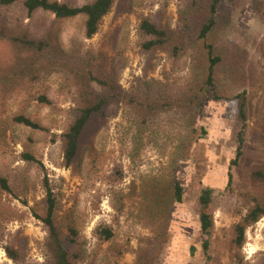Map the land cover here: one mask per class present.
<instances>
[{
  "label": "rangeland",
  "instance_id": "obj_1",
  "mask_svg": "<svg viewBox=\"0 0 264 264\" xmlns=\"http://www.w3.org/2000/svg\"><path fill=\"white\" fill-rule=\"evenodd\" d=\"M51 1L80 7L91 0ZM22 2L0 5V30L44 39L51 47L42 56L31 55L43 68L38 64L35 76H22L11 68L17 50L0 39V175L10 188L0 189V264L47 263L48 234L37 216L44 213L45 177L57 198L61 232L66 236L73 227L79 234V264H134L146 242L160 233L162 250L150 253L149 264H204L199 194L208 186L216 189L215 227L212 260L205 264H264V217L248 228L242 249L232 246L233 227L252 195H264V181L253 179L255 171H264V0H237L231 23L212 36L223 57L222 90L247 96L245 154L232 169L242 124L234 117L235 106L225 102L207 104L194 124L195 109L147 117L113 101L104 118L89 124L76 160L70 166L64 162L63 135L81 104L85 74L109 77L128 92L149 82L181 92L199 78L195 40L183 58L174 59L161 50L145 52L139 29L145 18L177 28L191 0H115L91 39L85 37L84 16L60 20L40 10L29 17ZM19 116L42 128L16 122ZM193 127L205 128L207 136L194 144L191 158L182 157ZM26 154L36 161L26 160ZM174 180L185 188L181 204L168 201ZM101 227L112 231L110 240L96 234ZM9 246L21 253L22 262L8 256ZM192 247L198 249L195 257Z\"/></svg>",
  "mask_w": 264,
  "mask_h": 264
},
{
  "label": "trees",
  "instance_id": "obj_2",
  "mask_svg": "<svg viewBox=\"0 0 264 264\" xmlns=\"http://www.w3.org/2000/svg\"><path fill=\"white\" fill-rule=\"evenodd\" d=\"M16 0H0V5L9 7L14 5ZM115 0H91L88 3L76 7L66 3L51 0H23L22 8L30 17L37 11H44L53 14L57 19H70L77 16L85 17V37L93 38L100 30L104 18L112 11ZM237 0H191L186 3V15L181 18L177 28L171 29L157 25L145 18L140 23V31L144 37L142 48L145 52L161 50L174 59H181L185 56L187 46L195 40L199 46V62L201 69L199 78L194 82H189L181 91H175L171 85L159 82L142 83L136 90L122 91L119 85L109 77H99L94 73H87L82 77L80 83L81 102L76 115L63 135V157L66 166H70L77 158L81 150V141L84 132L89 124L96 118H104L106 109L110 103H124L133 106L138 113L143 116H153L170 111H181L195 109V121L203 112L207 104L229 103L235 106V119L242 127L236 138V156L231 161L230 169L238 166L245 152V143L248 132V105L245 93L230 96L222 90L220 67L223 57L212 36L221 29L229 25L233 9ZM0 39L10 42L17 50V61L13 70L18 71L22 76H35L40 70L36 67L43 65L31 55L42 56L51 45L44 39H37L26 34L14 35L6 28L0 30ZM40 58V57H39ZM103 86L106 91L98 92L94 86ZM42 101H47L46 97H41ZM15 121L33 129L42 127L34 121L19 116ZM194 126V125H193ZM206 129L198 131L193 127L189 133V138L181 149V156L191 158L193 156V146L200 140L206 138ZM26 160L36 161L30 155H25ZM233 175L229 172V186ZM255 181H264V171L258 170L253 173ZM44 189L46 192L44 213L37 215L43 222L47 230V240L45 243L47 263L46 264H79L83 257L82 248H78V232L70 227L65 236L56 221L57 198L50 182L45 177ZM0 189L9 191V183L6 178L0 175ZM169 202L181 204L184 199L185 188L179 181L174 180L169 191ZM216 189L213 187H203L199 194V225L201 232V256L205 263L211 262V239L214 231V208L213 200ZM254 201L247 206L246 213L240 222L233 227L232 246L236 250L242 249L246 243L248 228L256 225L264 217V195H252ZM97 229L96 234L108 241L113 237L112 231L107 227ZM164 234H158L154 240L146 242V247L142 248L134 264H149L146 260L150 253L162 250ZM198 249L192 247L191 255L196 256ZM8 256L17 263H20L21 253L13 246L7 247Z\"/></svg>",
  "mask_w": 264,
  "mask_h": 264
}]
</instances>
